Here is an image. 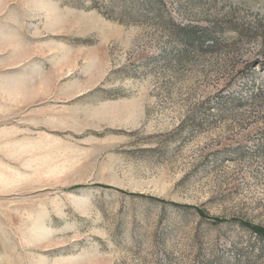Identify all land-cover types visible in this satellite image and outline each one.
Here are the masks:
<instances>
[{"label": "rangeland", "instance_id": "374dc122", "mask_svg": "<svg viewBox=\"0 0 264 264\" xmlns=\"http://www.w3.org/2000/svg\"><path fill=\"white\" fill-rule=\"evenodd\" d=\"M240 222L264 0H0V264H264Z\"/></svg>", "mask_w": 264, "mask_h": 264}, {"label": "trees", "instance_id": "16d2710c", "mask_svg": "<svg viewBox=\"0 0 264 264\" xmlns=\"http://www.w3.org/2000/svg\"><path fill=\"white\" fill-rule=\"evenodd\" d=\"M184 29L183 28H180V30ZM193 29V28H192ZM186 30V29H185ZM195 30V29H193ZM210 42L208 45H207V48L211 49L215 44V38H211L209 40H206L204 38V36H199L197 35L196 33L194 34L192 31H189L187 32V36H185L183 38V43L185 45H192L194 46L195 48H198V49H202V47L205 45L206 42ZM161 201V200H160ZM197 214L200 216V217H205V214L202 210H199L197 208H193ZM222 222V220H219V219H214L213 220V223L216 224V223H220ZM240 224L242 226H244L245 228L247 227L249 230H251L256 236H258L259 238H264V228L263 227H259V226H255V225H252L251 223H244V222H240Z\"/></svg>", "mask_w": 264, "mask_h": 264}]
</instances>
